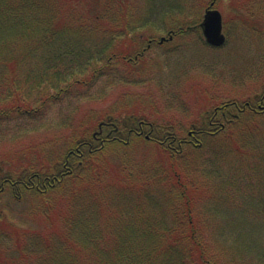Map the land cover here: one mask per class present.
Returning a JSON list of instances; mask_svg holds the SVG:
<instances>
[{
	"label": "trees",
	"instance_id": "obj_1",
	"mask_svg": "<svg viewBox=\"0 0 264 264\" xmlns=\"http://www.w3.org/2000/svg\"><path fill=\"white\" fill-rule=\"evenodd\" d=\"M149 3L0 0V123L39 116L52 102L73 98L72 91L83 95L97 76L106 75L110 82L117 74L116 63L123 61L118 56L115 59L114 51L119 44L132 43L135 38L131 37L147 25L144 15L151 13ZM247 108H243L246 115L253 113ZM122 125L120 128L107 120L96 132L83 130L82 125L69 136V151L61 162L55 160L43 172L29 167L16 178L24 182L20 190L35 194L39 200L31 213L38 225L32 229L1 224V254L7 257L6 264H264L263 249L257 259L249 258L244 254L247 247L238 241L255 230L251 228L264 213V201L257 198L253 202L250 197L252 182L244 177V190H230L236 178L224 185L229 200L236 202L234 198L243 196L252 206L251 212L238 206L237 213L241 214L225 220L218 212L228 210L220 209L223 201L215 196L209 197L211 203L206 208H194L202 191L187 179L169 153L165 155L168 168L163 169L162 161L158 176L153 166L131 165L123 158L117 161V174L113 170L109 173L107 150L117 154L128 148L131 137L140 143L141 131ZM228 129L231 134L236 131ZM151 134L146 142L152 140ZM165 137L169 141L163 143L175 145L172 134ZM161 145L158 147L164 148ZM251 170L259 178L257 186L264 185V157L253 162ZM10 178V173L1 175V181ZM153 179L160 192L153 189ZM164 191L174 197L172 212L165 204L150 208L153 200H158L155 195ZM82 192L92 195V201L86 203ZM127 192L135 195V203L125 200ZM113 194H118V202L129 204L117 206L105 201L112 200ZM95 200L100 204L91 207ZM63 201L64 207L58 204ZM258 229L263 232L264 228Z\"/></svg>",
	"mask_w": 264,
	"mask_h": 264
},
{
	"label": "rangeland",
	"instance_id": "obj_2",
	"mask_svg": "<svg viewBox=\"0 0 264 264\" xmlns=\"http://www.w3.org/2000/svg\"><path fill=\"white\" fill-rule=\"evenodd\" d=\"M150 1L151 13L144 15L147 25L136 31L131 37L135 38L132 43L119 44L114 51L115 59L118 56L129 64L119 60L117 74L110 82L106 75L97 76L83 95L72 91L73 98L64 96V103L52 102L39 116L0 123V179L6 173L16 179L29 167L43 172L55 160L61 162L68 153L73 130L83 125V130L96 132L99 124L109 120L118 123L120 128L128 124L142 132L138 136L140 143L131 137L128 148L117 154L105 152L111 163L109 173L112 170L116 173L119 159L123 158L131 165L153 166L154 171H159L158 176L161 170L168 168L165 155L169 153L187 179L202 191L194 208H206L211 203L209 197L215 196L223 201L220 209L228 210L219 211V218L226 220L241 214L237 213L238 206L251 212V202L243 196L234 198L236 202L229 200L224 185L236 178L230 190L235 187L244 190L241 180L246 177L254 188L250 195L253 202L257 198L264 201V185L257 186L259 178L251 170L252 163L264 157V99L259 100L264 95V0H214L213 8L221 14L225 36L220 47L206 44L198 27L213 0ZM171 31L175 33L172 38ZM162 37L165 40L159 42ZM246 103L251 104L247 110L253 113H244ZM226 104L232 105L219 109ZM260 104L262 112H259ZM234 115H238L236 120ZM212 116L216 127L208 124ZM143 119L146 122L139 126ZM150 126L154 130L152 140L146 142ZM230 127L236 129L232 134ZM168 133L175 137V145L163 143ZM122 138L128 139L126 135ZM97 142H93L95 147ZM161 144L164 148L158 147ZM253 149L259 152L255 154ZM162 161H165L163 169L158 166ZM156 184L157 180L153 179V189L160 192ZM83 194L86 203L92 201V195ZM158 195L150 208L165 204L172 212L174 197L167 193ZM123 196L131 201L135 197L129 192ZM111 198L105 201L110 200L117 206L129 204L118 202V194ZM64 201L58 204L64 207ZM38 202L35 194L23 190L13 192L6 188L0 192V264H6L7 260L1 254L4 242L1 224L7 222L33 229L38 223L31 213ZM95 203L99 200L91 202V207L97 206ZM242 214L247 220L251 219L249 214ZM263 224L264 213L259 216L256 227L251 228L255 230L238 240L240 246L247 247L244 254L249 258L257 259L258 251L264 250V229L263 232L258 229L264 228ZM231 240L232 236L228 241Z\"/></svg>",
	"mask_w": 264,
	"mask_h": 264
},
{
	"label": "water",
	"instance_id": "obj_3",
	"mask_svg": "<svg viewBox=\"0 0 264 264\" xmlns=\"http://www.w3.org/2000/svg\"><path fill=\"white\" fill-rule=\"evenodd\" d=\"M213 2L206 8L202 21L199 24L205 42L213 47L222 46L225 36L222 33V17L218 10L213 9ZM164 37L159 42H163Z\"/></svg>",
	"mask_w": 264,
	"mask_h": 264
},
{
	"label": "flooded vegetation",
	"instance_id": "obj_4",
	"mask_svg": "<svg viewBox=\"0 0 264 264\" xmlns=\"http://www.w3.org/2000/svg\"><path fill=\"white\" fill-rule=\"evenodd\" d=\"M151 45V43L148 45V48H149V46ZM220 110L221 109H223V108H219ZM218 109H216L215 111H217ZM210 126H214V127H216V125H217V122L213 119V116L211 117V120L209 121V123H208ZM200 133V132H199ZM151 134V133H150ZM189 142V141H188ZM4 183V184H3ZM6 183H8V184H10V185H12V186H16V185H18V184H21L19 181H12V180H10V179H4L3 181H2V184H1V179H0V185L1 186H3V185H5ZM23 184V183H22ZM3 189H4V187H3ZM2 190H1V187H0V192H1Z\"/></svg>",
	"mask_w": 264,
	"mask_h": 264
}]
</instances>
